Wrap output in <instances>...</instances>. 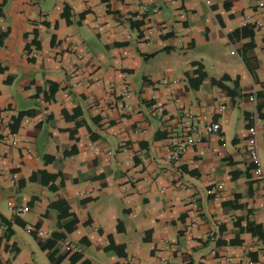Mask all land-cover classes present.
<instances>
[{
  "label": "crops",
  "instance_id": "obj_1",
  "mask_svg": "<svg viewBox=\"0 0 264 264\" xmlns=\"http://www.w3.org/2000/svg\"><path fill=\"white\" fill-rule=\"evenodd\" d=\"M0 36V264H264V0H0Z\"/></svg>",
  "mask_w": 264,
  "mask_h": 264
},
{
  "label": "built area",
  "instance_id": "obj_2",
  "mask_svg": "<svg viewBox=\"0 0 264 264\" xmlns=\"http://www.w3.org/2000/svg\"><path fill=\"white\" fill-rule=\"evenodd\" d=\"M257 7L261 9L263 7V4L259 3ZM175 16L178 21L183 22L187 19L188 15L183 9L177 8ZM76 58L78 59L79 57L76 56ZM66 71L69 77H75L76 71L74 70V67L71 66L70 64L67 65ZM121 95L125 96L124 93H122ZM247 99L252 104L254 103L253 95H249ZM219 109H222V107H219ZM184 117L186 118V122H185L186 126L185 125L184 126L186 129H189L190 122L188 120V116L184 115ZM8 120H9V115L6 114L5 110L0 109V125L3 126V136L5 139L4 143L10 146H14L16 145L15 138L8 137L9 135V132L7 130ZM257 122H258V119L254 118L252 124L248 127L246 131L245 153L253 166L254 174L257 177L262 178V171H261L259 159L257 156V146H256L255 124ZM218 131H219V125L217 123H211L205 126L203 129V132L206 135L217 134ZM191 144H192V141L188 134L182 133V132L174 134L168 139L167 146L165 147V160L169 163L178 162L181 159V157L185 154V152L189 149ZM91 148L93 151H96L95 147H91ZM14 179H15V175L13 174L10 175V179H9L10 183H13ZM22 212H24V209L20 210L18 213H22ZM23 230L26 234L33 235L35 238L44 239V240H49L51 238L50 232L44 231L41 228H36L32 225H25ZM64 249L66 252H69V251L78 252L77 249H72L68 246H65ZM126 264H135V263L133 261H128ZM153 264H170V263H168L165 259L160 258ZM220 264H235V263H233L230 258H225L222 260Z\"/></svg>",
  "mask_w": 264,
  "mask_h": 264
},
{
  "label": "trees",
  "instance_id": "obj_3",
  "mask_svg": "<svg viewBox=\"0 0 264 264\" xmlns=\"http://www.w3.org/2000/svg\"><path fill=\"white\" fill-rule=\"evenodd\" d=\"M65 20L67 21V17H65ZM253 36V31H252V26L250 25H245L239 29H236L234 31H232L229 35H228V39L231 41V40H237V39H240V38H245V37H248V38H252ZM1 38V36H0ZM252 77L253 74H251ZM204 78V74L199 71L198 72V75L197 77L194 79V83L197 85L199 84L202 79ZM212 84H217L215 81H211ZM216 86H219L221 89L225 90L228 92V94L230 93V91L225 88L224 86L222 85H216ZM259 97H261V95H258ZM263 98V97H262ZM264 104V103H263ZM154 139L155 138H158V135L155 133L154 134ZM49 179H53V176H48ZM56 204H51V207L54 208ZM65 209L67 207H64ZM239 232H246L248 233L251 237H254L256 238L257 240H263L264 239V232H262L258 227L257 225H255L253 222H249L247 221L245 226L243 228H240L239 229ZM112 250L116 251L118 254L119 253V249L122 251V248L121 247H111ZM121 255V254H120ZM50 264H56L57 263V260L54 261L50 255L47 256Z\"/></svg>",
  "mask_w": 264,
  "mask_h": 264
},
{
  "label": "rangeland",
  "instance_id": "obj_4",
  "mask_svg": "<svg viewBox=\"0 0 264 264\" xmlns=\"http://www.w3.org/2000/svg\"><path fill=\"white\" fill-rule=\"evenodd\" d=\"M257 156H258V159H259L260 167L262 168V171L264 173V152L262 154H260V152L258 151V148H257ZM251 170L253 171L252 168H251Z\"/></svg>",
  "mask_w": 264,
  "mask_h": 264
}]
</instances>
